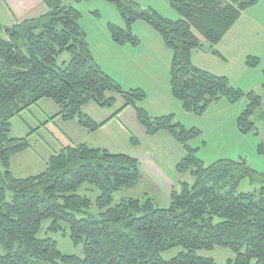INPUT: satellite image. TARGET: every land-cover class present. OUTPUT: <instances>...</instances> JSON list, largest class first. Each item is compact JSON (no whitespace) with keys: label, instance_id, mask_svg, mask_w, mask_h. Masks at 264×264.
<instances>
[{"label":"trees","instance_id":"obj_1","mask_svg":"<svg viewBox=\"0 0 264 264\" xmlns=\"http://www.w3.org/2000/svg\"><path fill=\"white\" fill-rule=\"evenodd\" d=\"M47 12L10 27L0 26V264H216L198 255L201 250L223 247L234 257L226 264H264V174L248 167L244 159H221L206 166L197 156L192 141L201 136L188 129L174 115L151 117L142 107L143 90L128 91L104 73L94 61L86 35L78 24L79 12L69 0H41ZM81 2L85 0H72ZM114 4L130 29L142 20L156 30L172 51L170 91L184 112L203 115L213 104L225 100L248 104L236 119L241 134H256L252 118L264 125V103L254 92L244 94L218 76L195 67L192 52L213 49L246 9L259 0H166L180 15L172 21L152 9L139 8L130 0H106ZM111 39L118 45L137 46L131 32L108 24ZM68 53L67 64H57ZM247 65L259 61L249 57ZM264 73V70H263ZM43 99L58 108L57 118L76 120L95 131L101 125L86 116L82 108L94 103L121 109L131 107L148 137L168 132L184 150L176 172L188 174L193 184L178 182L166 208L158 207L145 195L123 198L113 204V196L133 187L141 178L138 162L126 154H114L80 143L52 154L43 171L17 178L10 171L12 157L30 148L29 136L13 138L11 121ZM134 146L136 138H131ZM256 151L264 156V142ZM244 178L261 184L259 192L239 193ZM83 184L98 190L96 216L78 213L91 200L78 194ZM6 192L11 199L6 200ZM47 232L56 233L59 222L66 225L68 238L80 246L82 255H63L56 242L38 237L44 221ZM180 247L175 257L164 260L162 253Z\"/></svg>","mask_w":264,"mask_h":264},{"label":"rangeland","instance_id":"obj_2","mask_svg":"<svg viewBox=\"0 0 264 264\" xmlns=\"http://www.w3.org/2000/svg\"><path fill=\"white\" fill-rule=\"evenodd\" d=\"M130 1L137 3L142 10L150 8L156 11L163 18L172 21L180 19V15L166 0ZM65 4L79 12L78 24L86 35V43L91 55L103 68L114 67L113 72L117 76V80L123 84V90H130L132 83L140 84L139 86L145 89L143 90L146 94L145 105L152 110H160L163 107L161 100L164 95L169 96L181 107V104L173 98L170 91L172 51L164 44L156 30L142 20L134 21L128 29L116 6L106 0H85L78 3L69 0ZM108 24L131 32L139 40L138 45L133 47L129 44L118 45L114 43L108 30ZM108 40L116 46L128 48L121 50L112 44L115 47L112 49L107 44ZM202 44L206 50L192 52V64L215 75L226 77L231 86L240 89L244 94L256 93L264 103V0H259L256 6L241 13L239 19L222 40L213 47L218 54L210 51L206 42L202 41ZM249 57L258 59L259 65L256 68L247 65L246 62ZM70 58L68 53H63L58 57L57 64H67ZM247 104V98H242L236 104H229L225 100H221L211 105L201 116L186 114L182 110L177 111V115H174L176 121L183 122L186 128H196L201 131V136L192 141L191 146L198 148L196 156L206 166L221 159L236 161L244 159L249 168L259 174H264V156L259 155L256 151L257 145L264 142L263 123L255 117L252 118L256 127V134L244 135L236 128V119ZM25 117L26 115H23V118ZM18 121V117L11 121L14 134H16L15 127ZM40 130L43 131L42 128ZM40 136L43 140V142L41 139L38 141L41 150L44 143L54 147L53 140L47 133L42 132ZM43 170L44 168L41 167L33 174ZM180 177L181 181H185L189 185L193 184V179L188 174H183ZM260 187L259 182L244 178L238 186V192L257 193ZM144 189V184L134 188H123L114 194L113 204L118 203L123 198L141 199ZM78 194L91 200V206L85 211L86 213H78V218H85L87 214L96 216L98 210L94 202L98 190L88 184H83L78 190ZM10 199L11 194L6 192V200L9 201ZM154 200L158 207L166 208L167 205L162 201V197ZM50 223V220L43 222L38 237L52 238L63 255L81 256V247L74 246L70 242L66 225L59 222L60 229L58 232L51 233L47 232ZM181 251L180 247H176L162 253L161 257L164 260H169ZM0 254H4L1 246ZM198 255L212 259L216 264H226L228 260L234 257L230 250L223 247L201 250Z\"/></svg>","mask_w":264,"mask_h":264},{"label":"crops","instance_id":"obj_3","mask_svg":"<svg viewBox=\"0 0 264 264\" xmlns=\"http://www.w3.org/2000/svg\"><path fill=\"white\" fill-rule=\"evenodd\" d=\"M46 12L47 9L41 0H0V26L10 27L26 19L41 17ZM107 44L110 48L115 49L114 46L116 45L113 42L108 40ZM116 47L121 50L128 48L126 46ZM93 59L104 73L115 79L123 87L113 72L115 70L113 66L103 68L95 58ZM133 84L129 89L145 90L139 86L140 84ZM145 102L142 103V107L151 117L177 115L179 110L184 112L182 107L172 101L169 96L164 95L161 100L163 107L160 110L150 109L149 106L145 105ZM122 105L120 100L109 109L100 108L94 103L86 104L82 108L83 113L94 123L101 125L97 130L89 131L76 120L64 122L57 118L59 108L49 99L41 100L18 117V123H15L16 134H14V128L11 124V137L29 136L31 146L28 150L11 158L10 171L17 178L33 176L35 175L33 173L39 168H45L50 156L59 152L61 148L84 143L93 148L114 154H126L135 159L140 167L141 178L132 188L144 184L145 189L141 199L147 195L156 204L154 199L162 197V201L168 206L171 191L177 188L178 182L181 181V175L176 172L175 168L183 157L184 150L166 131L148 137L138 122L135 111L131 107L121 109ZM23 115L26 117L23 118ZM182 125H184L183 122ZM41 128L43 131L40 130ZM42 132L47 133L54 144V147L48 143L42 144L43 152L38 146ZM132 137L137 139V146L132 145ZM41 142H43L42 139Z\"/></svg>","mask_w":264,"mask_h":264}]
</instances>
